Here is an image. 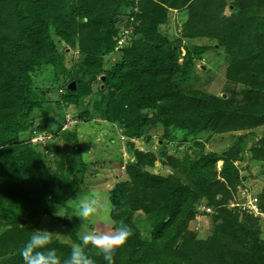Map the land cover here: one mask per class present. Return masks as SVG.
Here are the masks:
<instances>
[{
  "label": "trees",
  "instance_id": "trees-1",
  "mask_svg": "<svg viewBox=\"0 0 264 264\" xmlns=\"http://www.w3.org/2000/svg\"><path fill=\"white\" fill-rule=\"evenodd\" d=\"M212 1L0 0V264H24L21 249L33 231L44 230L48 219L58 217L59 208L65 229L62 237L48 230L54 234L49 247L67 258L87 231L72 216L78 203H69L83 196L88 172L95 177L110 172L106 163L104 168L97 164L101 157L90 161L83 156L76 131L80 124L53 125L46 95L34 84V77L49 68L66 76L58 89H64L60 95L66 106L83 108L80 118H100L114 127L116 136L145 137L147 142V149H134L122 178L110 186L107 215H101L114 231L121 222L132 230L115 252V264H264V189L255 191L259 214L232 205L243 182L236 155L205 153L209 139L195 143L199 152L194 156L184 147L202 132H227L231 120L264 124V18L211 29L207 23L225 6L219 3L221 10H215ZM186 8L189 18L181 24V34H167L162 28L171 12ZM216 24L219 28V18ZM122 28L127 42L117 52ZM63 41L80 49L72 66L67 65V50H60ZM222 50L229 58L226 76L250 88L242 104L195 84L202 79L198 61L214 58L216 69ZM111 53L121 56L107 68ZM86 74L99 80L105 76L93 106L86 101L91 93L83 82ZM75 80L73 88L69 84ZM35 132L51 135V143H32L29 137ZM60 139L73 150L58 149ZM250 150L263 161L264 137ZM164 156L173 172L152 174L149 168ZM219 160H224L220 175ZM202 199L212 207L207 215L213 223L208 233L198 234L190 224L206 213L198 212ZM88 251L96 264H107L91 246Z\"/></svg>",
  "mask_w": 264,
  "mask_h": 264
},
{
  "label": "rangeland",
  "instance_id": "rangeland-1",
  "mask_svg": "<svg viewBox=\"0 0 264 264\" xmlns=\"http://www.w3.org/2000/svg\"><path fill=\"white\" fill-rule=\"evenodd\" d=\"M222 3L224 4L223 13L220 14L219 17H216L212 20L211 23H207V25L211 29H223L226 26H239L242 22H245L246 19L252 18L256 23L261 22L264 18V0H213L210 5H214L215 10L220 9L222 7ZM186 8L184 10H173L170 14V22L169 24L163 26V30L165 32L170 33L172 35H180L181 34V24L184 23V20L189 18L188 10ZM243 17V18H242ZM219 18V28H215L217 26L216 20ZM247 19V20H248ZM264 22V21H263ZM185 24V23H184ZM194 42H198L197 40ZM60 50H67L68 59L67 65L72 66L74 64V60L78 59L80 56V49L75 48L72 49L69 47L67 42H62L60 46ZM120 54L113 55L112 53L109 55V58L106 61V67L108 68L111 64L115 63L118 59H120ZM216 56V55H215ZM219 59L217 60L219 63L217 64V68L214 69L213 59H207L206 62L198 61V74L202 76V79L196 81L195 84L197 87L203 90H207L210 93H216L221 96H234L236 100L240 101L242 104L248 95L249 87H246L245 82H238L235 79H230L226 76L228 62L229 59L226 53L221 51L219 55ZM243 58L250 59L251 56L248 55H239ZM258 59L257 57H254ZM239 61V59H237ZM205 62V63H204ZM240 64L239 66H241ZM73 68V67H72ZM209 70H212L213 73L208 77ZM241 75H243L246 79L250 81V77L242 71H239ZM42 77L35 78L34 84L35 88L38 91L45 94V98L48 101V108L52 110L50 112V117L54 118L53 125L58 126L63 123V121L68 122L69 116L76 119L77 114L83 109L76 108L72 106H66L63 102V96H61L58 92V86L63 85L66 76L64 73L60 75H56L53 72V69L49 68L44 70ZM206 77V78H205ZM241 77V76H240ZM101 78V77H100ZM207 79V80H206ZM240 79V78H239ZM83 82L85 85H90L89 90L90 94L87 96L86 101L91 106L94 105V100L97 98L98 91L100 88H104L103 81L101 79L92 78L91 75L86 74L84 76ZM76 86L77 80L71 82ZM70 85V84H69ZM260 104V103H259ZM264 107V100L262 103ZM236 118H240V114H236ZM79 119V118H77ZM96 121L84 122L76 127V131L78 133V137L81 140L82 147L84 149V157L89 158L90 161L98 160L100 157L101 162L97 163L104 168L102 163H106L108 170L110 172L108 174L102 175V177H95L96 175L93 173L92 169L88 172L87 178L89 181L85 182L82 195H88L90 192L95 191L100 197L101 207L99 208L98 214L95 218L91 219L86 224H83V221L76 217V210L72 209L74 213H72L73 218H78V224L82 227H85L89 231H99V232H113L112 224L108 220H104L101 215H107L108 209V190L110 186H112L116 181L120 180L124 174L126 169V162L133 160L135 150L134 149H147V142L145 141V137L131 139L129 140L124 136H116L114 134V127L110 126L109 123H106L104 120H98L97 117L94 118ZM70 123H73L72 121ZM247 123V122H245ZM243 123L241 120L233 121L231 120L229 123V127L231 128L227 132H222L220 134H214L211 131H205L199 134V137L192 142H186L184 147L186 149L187 155L194 156V153H198L199 149L195 146L196 142H200L202 140L209 139L205 145V153H209L210 151H216L223 155H236L234 159V163L240 169V175L243 178L242 187L239 186V191L233 196V204L232 205H240L246 209L249 208L250 201L255 199V191L258 192L264 189V160L257 161V159L253 156L250 148L251 146L262 139L264 137V124L263 125H247ZM73 123L71 125H75ZM68 125V123H67ZM159 132H162L160 130ZM155 135H161L156 131L153 132ZM109 135V136H108ZM30 136L27 135V137ZM112 139V140H111ZM42 142L41 140H38ZM132 141V142H129ZM156 142V143H155ZM155 142L152 145L153 149L157 148L158 138H155ZM43 144L47 143L43 139ZM61 147L58 149L67 152H71L72 149L65 148L66 142L60 139ZM65 148V150H64ZM85 148L87 152H85ZM175 148L173 144L170 146V151L174 152ZM181 152H185L183 148ZM175 154H180L178 150H176ZM261 157H264V152H259ZM98 157V159H97ZM115 160V161H114ZM123 164L119 167L117 164ZM167 157L157 159L155 161L153 167H148L151 169L152 174H168L173 172L172 169L167 166ZM116 162L117 164H114ZM224 165V160H219L217 162V169L219 175L222 171ZM92 168L95 166H91ZM100 167V166H98ZM96 169V168H95ZM82 197V196H81ZM79 198V197H78ZM78 198L72 200L69 205L74 206L78 203ZM206 200V199H205ZM200 200L202 203L199 206L198 212L205 211L206 213L202 215L199 213L197 218L193 222H191L190 228L198 234L208 233L210 228L212 227L213 219L212 216H208L207 213H212V207H207V200ZM60 215L56 219H48V223L43 226L44 230H52L53 233L62 237V229H65L62 225L63 223V213L60 212ZM139 213H136V217ZM93 224V225H91Z\"/></svg>",
  "mask_w": 264,
  "mask_h": 264
},
{
  "label": "clouds",
  "instance_id": "clouds-1",
  "mask_svg": "<svg viewBox=\"0 0 264 264\" xmlns=\"http://www.w3.org/2000/svg\"><path fill=\"white\" fill-rule=\"evenodd\" d=\"M126 30L127 29L122 28L120 31V38L115 46L117 52L122 49L127 42L128 35ZM122 38H125V40L124 43L120 45L119 42ZM70 85L75 87L73 83ZM58 92L63 94L64 89L60 88L58 89ZM77 118L74 119L72 116H69L68 122L65 123V121H63L64 128L74 126L71 125L73 123L78 125L87 122L79 117V113L77 114ZM98 120L101 119L98 118ZM71 121L73 123H70ZM49 137L52 138L51 135H49ZM29 138L32 143L42 144L44 147H47L49 143H51L48 135L43 133L35 132ZM43 139L45 142L47 141V143L43 144ZM38 140H41L42 142ZM100 207V197L95 191H92L88 195L78 198L76 217H79L83 221V224H86L96 217ZM59 213L60 208L55 214L60 215ZM53 235L52 232L47 230L37 229L33 231L28 242L21 249L24 264H96V261L88 251L89 246H91L92 249H95V255H102L104 260L107 261V264H115V252L126 245L128 239L132 235V230L127 224L121 222L120 226L111 233L99 231L83 233L80 236V243L73 244L70 255L63 260L61 259V256L58 255L55 248L49 247L53 243Z\"/></svg>",
  "mask_w": 264,
  "mask_h": 264
},
{
  "label": "built area",
  "instance_id": "built-area-1",
  "mask_svg": "<svg viewBox=\"0 0 264 264\" xmlns=\"http://www.w3.org/2000/svg\"><path fill=\"white\" fill-rule=\"evenodd\" d=\"M124 40H125V38H122L121 40H120V42H119V44L120 45H122L123 43H124ZM256 199H254L253 201H250V203H248L249 205V208L248 209H252V210H254L257 214H259V211H258V208H257V206H256ZM263 214V213H262Z\"/></svg>",
  "mask_w": 264,
  "mask_h": 264
},
{
  "label": "water",
  "instance_id": "water-1",
  "mask_svg": "<svg viewBox=\"0 0 264 264\" xmlns=\"http://www.w3.org/2000/svg\"><path fill=\"white\" fill-rule=\"evenodd\" d=\"M101 79L104 80L105 79V76H101ZM73 88H74V86H73Z\"/></svg>",
  "mask_w": 264,
  "mask_h": 264
}]
</instances>
